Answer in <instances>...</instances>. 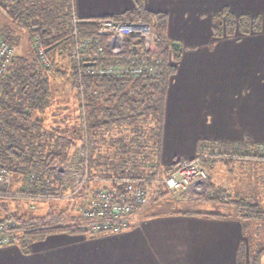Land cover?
Segmentation results:
<instances>
[{
	"label": "trees",
	"instance_id": "trees-1",
	"mask_svg": "<svg viewBox=\"0 0 264 264\" xmlns=\"http://www.w3.org/2000/svg\"><path fill=\"white\" fill-rule=\"evenodd\" d=\"M137 5L134 11H126L120 16L99 17L148 23L157 35L158 52L155 60L149 58L154 66L152 72L118 78L95 70L114 60L125 64L134 53L131 43L127 45L126 52L115 59L104 47L106 36L102 35L91 49L77 51L78 39L96 36L95 20L99 18L76 17L72 0H0V10L18 28L25 30L33 53L38 39L49 59V65L44 66L36 53L32 57L16 55L0 84V164L7 167L11 175L27 177L34 170L51 177L52 193L61 194L65 188L60 186L54 170L48 169L47 160L58 157L66 162L71 150H76V147L86 157L90 176L99 179L92 183L94 186L119 188L126 177L153 186L156 177L176 168L179 160L164 168L157 160L161 150L165 93L169 77L175 70L177 44L166 37L165 13L148 11L142 8L139 1ZM74 18L78 20L76 28ZM212 18L214 36L231 34L235 29L241 33L264 29V14L235 15L223 8L214 12ZM0 34L13 45L17 43V37L8 25L0 24ZM58 83H67V90L56 89ZM56 93L62 98L67 93L66 99H72L78 111L74 131L69 130L68 134L60 130L59 125L48 127L46 122L49 108L58 102ZM203 153H207L206 157H202L207 171L212 170L208 166L218 160L231 171L236 163H262L259 172L261 177L264 176L263 144L257 145L249 140L240 144L204 140L200 142L197 156ZM207 187L209 202L233 204L245 219H264V209L256 201L258 199L253 201L254 196H250L252 199L249 196L226 199V188L212 181L211 172H208ZM160 189L164 188H157L156 199L168 192L167 189ZM261 194H264L263 191ZM2 205L7 213L0 216V220L12 217L20 221L16 243L24 250L31 241L47 233L61 229L80 231L75 225H61L64 215L56 207L45 215L27 217L9 211L0 201V207ZM196 212L221 215L215 211ZM263 254L264 248L255 251L251 264H261ZM238 264L243 262L239 260Z\"/></svg>",
	"mask_w": 264,
	"mask_h": 264
},
{
	"label": "crops",
	"instance_id": "crops-1",
	"mask_svg": "<svg viewBox=\"0 0 264 264\" xmlns=\"http://www.w3.org/2000/svg\"><path fill=\"white\" fill-rule=\"evenodd\" d=\"M138 1L148 11L166 14V37L178 49L165 93L162 160L169 162L166 155L172 159L175 152L195 157L204 140L264 145V29L249 33L235 29L219 36L212 30L214 12L226 8L235 15L264 14V0ZM138 1L72 3L76 17L99 18L134 11ZM60 85L67 90V83ZM224 171L222 186L229 180L224 187L227 199L240 197L234 172ZM258 193L252 192L255 200L261 196ZM157 197L149 198L121 232L53 231L31 241L27 250L16 242L1 245L0 264H238L239 260L251 264L248 218L240 209L220 216L195 210L160 212L162 201Z\"/></svg>",
	"mask_w": 264,
	"mask_h": 264
},
{
	"label": "built area",
	"instance_id": "built-area-1",
	"mask_svg": "<svg viewBox=\"0 0 264 264\" xmlns=\"http://www.w3.org/2000/svg\"><path fill=\"white\" fill-rule=\"evenodd\" d=\"M77 22L78 20L74 18V28H76ZM95 23L96 36L85 40L78 39L76 41L77 51L82 52L88 48L91 49L95 46L100 35L106 36L104 47L114 59L126 52L129 43L134 49L131 59L125 64H119L114 60L109 64L99 66L95 72L118 78L125 75L134 77L144 72H152L154 66L149 58H155L158 48L157 35L150 24L139 21L122 22L112 18H99L95 20ZM74 34L76 35L75 29ZM35 47L36 57L44 66H48L49 59L38 39H36ZM98 50L99 46L95 48L96 52ZM14 51V45L0 34V84L15 59L16 54ZM78 151V163L71 165L63 162L62 170L77 168L82 173L77 178L68 171L70 173L67 174L68 180L65 177H59L62 187L68 188L63 197H67L72 201L75 200L77 203L75 204V211L78 219L73 224L80 231L87 233H117L127 229L134 214L149 201L147 186L141 184V180L131 179L130 177L124 178L120 182L121 186L119 188L107 185L98 187L92 185V183L98 182L99 179L90 176L86 157L80 149ZM206 156L207 153H203L201 156L180 159L174 170L166 175L156 177L152 185L155 188L163 187L169 191L184 193L192 199L199 198L208 186V171L202 162V157ZM52 168L54 174L61 169L56 165ZM10 175V170L0 164V197L9 194ZM27 177L33 180L32 183H42L46 178V176L40 175L34 170ZM90 184L91 187L89 188ZM21 195L26 196L25 194ZM19 224L20 221L12 217L0 220V246L16 242Z\"/></svg>",
	"mask_w": 264,
	"mask_h": 264
},
{
	"label": "rangeland",
	"instance_id": "rangeland-1",
	"mask_svg": "<svg viewBox=\"0 0 264 264\" xmlns=\"http://www.w3.org/2000/svg\"><path fill=\"white\" fill-rule=\"evenodd\" d=\"M0 24L1 25H8L11 30L13 31V34L15 37H17L16 41L17 43L14 45L15 51L14 53L16 55H22L26 57H32L35 55L33 53L30 43L28 42L27 35L25 33V30L22 28H18L15 24H13L10 19L6 16V14L0 10ZM174 43V42H173ZM178 52V50H177ZM61 85L60 83L57 84L56 89L59 91ZM67 94V93H65ZM63 95L64 98L61 97L59 94H55L56 102L55 104H52L49 108L48 117H47V124L48 127L59 125L60 130L68 134L70 131L73 132V127L75 128L76 123V116L78 114V111L76 109V106L74 103H72V99H66L67 97ZM68 95V94H67ZM54 102V101H53ZM60 102V104H59ZM52 125V126H51ZM70 130V131H69ZM70 135V134H69ZM73 150V149H72ZM71 150L69 159L65 162V164L69 163L71 165L77 164V153L78 147H76V150ZM148 150V149H147ZM148 152H150V147ZM174 152H172L173 154ZM175 155V156H174ZM171 156H167L166 161L164 162L162 158L164 157L161 155V151L159 154V158L157 160L159 166L161 168H164L168 165H170L172 162L178 161L180 159H183L184 156H179L176 154H173L172 159H170ZM156 159V158H152ZM151 159V161H152ZM48 169L53 170V166L56 165L58 167H61L59 172H55V177L58 178V181H60V178L65 177L66 180H68L67 174L71 172L73 176L79 177V175L82 173L80 169L75 168L74 170H62L63 162L58 158H54L51 160L49 158L48 160ZM156 162V161H154ZM168 163V164H167ZM221 162H217L214 168L210 171L211 177L214 178L215 181H218L219 184L222 186V180L225 175V168ZM258 164H246L241 165V163L238 165L237 163L233 167L232 171L235 174V177L237 178L238 186L240 187L238 192L239 196L247 197L252 196V192L254 189H257L259 192L258 194H261V191L264 193V176L261 177V173L259 172V165ZM54 177V176H53ZM60 177V178H59ZM228 178V177H227ZM51 177H46L44 182H35L32 183V179L29 177H26L24 175H10V191L8 195L1 196L0 201L2 204L6 205L9 208V211L18 212V214H25V216H37V215H45L49 210H54L56 207V210L62 215H64V219L60 222L61 225H71L73 226L74 222L77 221L78 216L77 212L75 211L76 208V201L75 200H69L63 197L67 193L68 188H65V191H63L61 194H53L52 193V184L50 183ZM227 182L224 183L223 187H227ZM44 183V184H43ZM61 182H59L60 184ZM93 185V184H92ZM60 186H63L60 184ZM99 185H96L98 187ZM91 187V184L89 185V188ZM64 188V187H63ZM147 189L149 191V198L151 199L153 196L158 195V192L156 191L157 188L154 186H147ZM37 190V191H35ZM161 191H165L164 189H160ZM260 190V191H259ZM21 194H25L26 196H22ZM79 194V193H78ZM208 187L206 188V191L203 193L202 196H200L197 199H192L191 197L187 196L184 193H178L169 191L165 193L164 196L159 197V201H162L161 207L159 208L160 212H170V211H183V210H195V211H215L219 213H227L229 210H233L234 212L238 211V208L234 205L232 207H229L228 204H220V203H214L209 202L207 200L208 196ZM79 198V195H78ZM75 198V199H78ZM251 198V197H250ZM257 198V197H256ZM259 199L256 201H259L261 203V206L264 209V194H261V196L258 197ZM227 199V198H226ZM224 198V200H226ZM252 199V198H251ZM260 199L263 200V202L260 201ZM255 201V199H252ZM157 201V200H156ZM153 201H151L149 204L153 205ZM4 206L0 207V216L6 214L4 210ZM50 212V211H49ZM246 228L245 232L247 233L249 239H250V249L252 254L255 253L256 250L260 249L261 247L264 248V219H247L246 221ZM262 227L257 228L256 225ZM241 251V257L244 255V246L242 245Z\"/></svg>",
	"mask_w": 264,
	"mask_h": 264
},
{
	"label": "water",
	"instance_id": "water-1",
	"mask_svg": "<svg viewBox=\"0 0 264 264\" xmlns=\"http://www.w3.org/2000/svg\"><path fill=\"white\" fill-rule=\"evenodd\" d=\"M91 63H87V65H90Z\"/></svg>",
	"mask_w": 264,
	"mask_h": 264
}]
</instances>
